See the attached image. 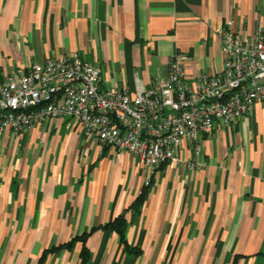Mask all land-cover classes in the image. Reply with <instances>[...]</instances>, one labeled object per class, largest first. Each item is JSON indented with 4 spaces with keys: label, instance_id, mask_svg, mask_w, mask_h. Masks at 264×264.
<instances>
[{
    "label": "crops",
    "instance_id": "obj_1",
    "mask_svg": "<svg viewBox=\"0 0 264 264\" xmlns=\"http://www.w3.org/2000/svg\"><path fill=\"white\" fill-rule=\"evenodd\" d=\"M229 20L249 40L264 33V0H0V78L68 55L99 66L102 89L134 93L180 52L193 81L222 69ZM178 156L150 169L69 116L5 130L0 264H37L45 250L42 264H264V104ZM192 160L202 166L187 169ZM123 213L121 238L109 224Z\"/></svg>",
    "mask_w": 264,
    "mask_h": 264
},
{
    "label": "built area",
    "instance_id": "obj_2",
    "mask_svg": "<svg viewBox=\"0 0 264 264\" xmlns=\"http://www.w3.org/2000/svg\"><path fill=\"white\" fill-rule=\"evenodd\" d=\"M223 66L189 81L186 54L170 56L169 74L134 93L126 86L102 89L99 66L64 55L16 68L0 78V134L25 132L35 123L73 117L81 133L111 149L128 152L154 169L180 162L184 142H197L217 124L228 126L264 104V33L251 40L233 20L218 29ZM200 155L199 150L195 152ZM187 169L202 166L185 163Z\"/></svg>",
    "mask_w": 264,
    "mask_h": 264
},
{
    "label": "trees",
    "instance_id": "obj_3",
    "mask_svg": "<svg viewBox=\"0 0 264 264\" xmlns=\"http://www.w3.org/2000/svg\"><path fill=\"white\" fill-rule=\"evenodd\" d=\"M165 164V163H164ZM163 165V164H161ZM149 184V182L147 183ZM143 202V193H141L134 201V203L131 205V207L129 208V210L131 211V213H138L140 210V207L142 205ZM125 217H124V213L123 214H119L118 216H116L109 224V227L115 229L118 234L121 236V238L123 237V231L125 228ZM85 237H82V239H84ZM52 250V249H51ZM48 250V251H51ZM47 250H45L43 252V254L41 255V257L39 258L37 264H42V262L44 261L45 255H46ZM82 262H86L87 261V251L86 249L83 247L82 249Z\"/></svg>",
    "mask_w": 264,
    "mask_h": 264
}]
</instances>
